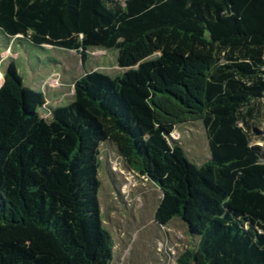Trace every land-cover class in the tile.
I'll return each mask as SVG.
<instances>
[{
    "label": "trees",
    "instance_id": "16d2710c",
    "mask_svg": "<svg viewBox=\"0 0 264 264\" xmlns=\"http://www.w3.org/2000/svg\"><path fill=\"white\" fill-rule=\"evenodd\" d=\"M0 31L37 47L118 50L123 74L85 73L73 101L12 62L0 87V264H112L99 194L102 147L156 185V221L184 222L179 264H264V0H0ZM0 75V82L2 81ZM166 105L201 117L210 159L170 136ZM174 136V135H173ZM174 138H176L174 136Z\"/></svg>",
    "mask_w": 264,
    "mask_h": 264
},
{
    "label": "rangeland",
    "instance_id": "374dc122",
    "mask_svg": "<svg viewBox=\"0 0 264 264\" xmlns=\"http://www.w3.org/2000/svg\"><path fill=\"white\" fill-rule=\"evenodd\" d=\"M118 58V50L92 49L83 67L76 52L37 47L21 36L9 38L0 31V87L14 62L25 86L46 96V106L39 111L50 119L53 109L73 101L74 84L85 73L97 72L111 78L123 74ZM166 107L176 121L170 142L181 146L190 162L204 164L210 159V150L201 117L188 115L177 105ZM257 129L255 135L264 146V117ZM100 180L103 220L113 238L112 264H179L185 252L197 248V238L180 219L166 225L156 221L162 198L159 188L129 169L111 144L102 147Z\"/></svg>",
    "mask_w": 264,
    "mask_h": 264
},
{
    "label": "water",
    "instance_id": "95a60500",
    "mask_svg": "<svg viewBox=\"0 0 264 264\" xmlns=\"http://www.w3.org/2000/svg\"><path fill=\"white\" fill-rule=\"evenodd\" d=\"M171 137V136H170Z\"/></svg>",
    "mask_w": 264,
    "mask_h": 264
}]
</instances>
